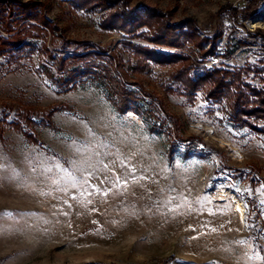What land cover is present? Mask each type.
<instances>
[{
  "label": "rangeland",
  "instance_id": "374dc122",
  "mask_svg": "<svg viewBox=\"0 0 264 264\" xmlns=\"http://www.w3.org/2000/svg\"><path fill=\"white\" fill-rule=\"evenodd\" d=\"M27 1L42 4L70 50L92 44L129 59L123 33L101 26L106 11L69 0L0 5ZM118 1L192 23L201 49H161L191 60L210 52L202 68L240 73L244 90L264 87V0L237 25L222 9L244 0ZM60 36L32 38L37 51L0 53V264H264V123H235L225 100L187 96L153 66L127 78L129 89L134 78L154 95L152 131L96 83L67 89L43 75L38 50Z\"/></svg>",
  "mask_w": 264,
  "mask_h": 264
},
{
  "label": "trees",
  "instance_id": "16d2710c",
  "mask_svg": "<svg viewBox=\"0 0 264 264\" xmlns=\"http://www.w3.org/2000/svg\"><path fill=\"white\" fill-rule=\"evenodd\" d=\"M69 1L75 7L88 11L95 8L106 11L101 26L106 30L123 33L122 45L129 48V59L124 61L122 53L104 50L92 44H87L85 51L70 50V42L63 38L60 29L49 23L41 14L42 4L33 1L14 2L6 7L0 5V53L11 55L13 52H22L27 47L31 49L32 46V49L37 51V48H34V41H31L32 38H47V35L54 38L56 35H61L62 43L58 46H54L55 39H53L52 49L44 44L38 50L45 60L41 67L43 75L54 85L67 89L76 87L77 81L82 78L96 83L119 113L129 111L135 113L152 131L155 125L151 121L155 119V115L146 98L154 95L144 90L134 78L132 85L136 89H129L128 79L130 75L139 76L149 73L153 66L166 69L170 82L179 85L187 96H192L197 91H205L207 99L211 101L225 100L228 104L229 116L235 123L252 128L255 127L250 121L264 123V87L252 88L244 85L247 89L244 90L238 85L235 86L237 81L241 82L240 73L232 74L221 68L213 70L202 68L200 59L208 57L210 52H202L199 60H191L183 53L161 49L184 50L187 45L201 49L199 46L201 44H193L196 35L190 21L178 25L169 24L166 17L156 9L137 12L128 9L126 3H120L118 0ZM256 2L244 0L239 6L229 5L222 10L226 12L230 9L229 18L234 25H237L239 15L244 19L255 13ZM143 28L147 29L149 35L137 34ZM140 37L154 47L132 42ZM232 53L230 52L229 55ZM155 101L156 112L166 116L161 102L157 99ZM173 137L181 141L178 132Z\"/></svg>",
  "mask_w": 264,
  "mask_h": 264
}]
</instances>
